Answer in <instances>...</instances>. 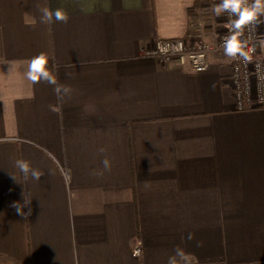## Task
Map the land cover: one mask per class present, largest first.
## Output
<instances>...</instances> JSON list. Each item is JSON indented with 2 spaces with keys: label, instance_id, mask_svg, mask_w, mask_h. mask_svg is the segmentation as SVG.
Returning <instances> with one entry per match:
<instances>
[{
  "label": "crops",
  "instance_id": "obj_1",
  "mask_svg": "<svg viewBox=\"0 0 264 264\" xmlns=\"http://www.w3.org/2000/svg\"><path fill=\"white\" fill-rule=\"evenodd\" d=\"M218 2L0 0V264H167L177 247L187 264H264V108L235 110L218 53L201 72L143 55L212 44ZM38 4L69 21L39 23ZM40 52L73 89L62 105L24 76ZM17 159L44 175L25 181Z\"/></svg>",
  "mask_w": 264,
  "mask_h": 264
},
{
  "label": "clouds",
  "instance_id": "obj_2",
  "mask_svg": "<svg viewBox=\"0 0 264 264\" xmlns=\"http://www.w3.org/2000/svg\"><path fill=\"white\" fill-rule=\"evenodd\" d=\"M37 7L40 12L39 23L41 24L67 23L70 19L68 12L62 8L53 10L47 4L43 6L38 4ZM210 10L218 18L227 16V22L223 26L227 29L228 34L224 36L221 45L224 55L229 60L239 58L245 63L249 62L250 56L247 51L249 39L245 37V31L247 30L249 33L254 32L260 24H264V20L260 19L264 17V0H219L218 3L211 6ZM54 59V55L40 52L25 61L24 76L33 85L45 82L53 86V92L57 98L58 105H62L66 98L71 97L73 89L71 86L58 82L55 73H58L59 65L53 63L51 68L49 67L50 60ZM65 74L69 77L73 76L71 72H66ZM58 105L50 106L51 110L59 111ZM4 142L6 141L0 140V143ZM98 151L103 154L106 149L101 147ZM101 163L103 168L96 171L95 174L103 175L104 172L111 171L112 164L109 158L105 157ZM14 167L23 175L25 181L29 178L39 181L44 175L39 169L32 167L30 161L24 159L15 160ZM29 203L30 201L25 200L23 204L13 202L11 207L15 209L18 215L27 217L31 215V208L27 212L24 211V208ZM167 264H187V257L183 249L177 247L173 255L169 256Z\"/></svg>",
  "mask_w": 264,
  "mask_h": 264
},
{
  "label": "built area",
  "instance_id": "obj_3",
  "mask_svg": "<svg viewBox=\"0 0 264 264\" xmlns=\"http://www.w3.org/2000/svg\"><path fill=\"white\" fill-rule=\"evenodd\" d=\"M224 24L227 16H223ZM227 29L223 26L214 35L212 44L201 42L190 47H185L180 38L155 39L150 48L143 51V55L156 57L161 60L175 58L180 65L187 63L195 71L201 72L207 69L209 55L218 53L229 60L224 55L222 42ZM245 37L249 39L248 53L249 62L245 63L241 59L229 60L231 65L230 84L235 98V110L244 111L256 107L264 108V60L257 54L256 47L259 41L258 28L249 33L245 31ZM66 175V170H63ZM141 252L140 242L137 241L131 250L134 257H138Z\"/></svg>",
  "mask_w": 264,
  "mask_h": 264
}]
</instances>
